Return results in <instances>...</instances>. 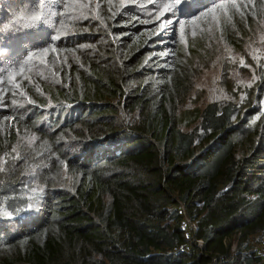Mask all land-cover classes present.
<instances>
[{
  "label": "trees",
  "instance_id": "16d2710c",
  "mask_svg": "<svg viewBox=\"0 0 264 264\" xmlns=\"http://www.w3.org/2000/svg\"><path fill=\"white\" fill-rule=\"evenodd\" d=\"M207 1L1 0L0 264H264V119L178 120L184 36L232 48L264 0Z\"/></svg>",
  "mask_w": 264,
  "mask_h": 264
},
{
  "label": "rangeland",
  "instance_id": "374dc122",
  "mask_svg": "<svg viewBox=\"0 0 264 264\" xmlns=\"http://www.w3.org/2000/svg\"><path fill=\"white\" fill-rule=\"evenodd\" d=\"M220 2L209 0L206 5ZM210 19L214 16L211 15ZM188 37H195L202 49L203 60L197 63L199 73L178 110L181 128L186 129L193 124L197 109L202 105L222 99L236 104L234 121L248 123L264 119V23L258 30L247 32L243 38L237 37L232 48L226 47L216 37L211 25L203 28L201 33L184 36V39L188 41ZM196 56H191L194 63ZM257 111L259 113L256 114ZM251 251L264 256V239L253 242Z\"/></svg>",
  "mask_w": 264,
  "mask_h": 264
},
{
  "label": "built area",
  "instance_id": "2783aa9c",
  "mask_svg": "<svg viewBox=\"0 0 264 264\" xmlns=\"http://www.w3.org/2000/svg\"><path fill=\"white\" fill-rule=\"evenodd\" d=\"M185 221H187V220H185ZM185 224H183V226H184ZM191 226H192V224H191ZM197 241V244H200V240H196Z\"/></svg>",
  "mask_w": 264,
  "mask_h": 264
}]
</instances>
